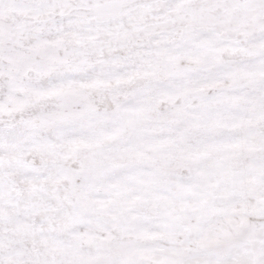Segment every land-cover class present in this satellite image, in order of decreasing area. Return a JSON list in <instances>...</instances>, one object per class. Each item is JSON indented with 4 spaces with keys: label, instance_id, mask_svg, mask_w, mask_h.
I'll use <instances>...</instances> for the list:
<instances>
[{
    "label": "snow or ice",
    "instance_id": "snow-or-ice-1",
    "mask_svg": "<svg viewBox=\"0 0 264 264\" xmlns=\"http://www.w3.org/2000/svg\"><path fill=\"white\" fill-rule=\"evenodd\" d=\"M0 264H264V0H0Z\"/></svg>",
    "mask_w": 264,
    "mask_h": 264
}]
</instances>
